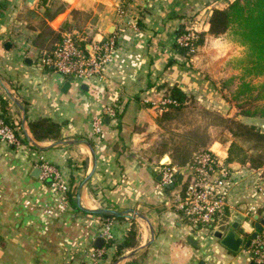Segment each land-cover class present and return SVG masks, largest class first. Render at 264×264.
I'll return each instance as SVG.
<instances>
[{
  "label": "crops",
  "instance_id": "crops-1",
  "mask_svg": "<svg viewBox=\"0 0 264 264\" xmlns=\"http://www.w3.org/2000/svg\"><path fill=\"white\" fill-rule=\"evenodd\" d=\"M62 1L70 7L48 21L50 28L59 31L70 23L73 28L65 32L79 34L87 44L114 36L118 46L102 79L77 81L41 62L35 41L45 8L39 0H0V112L4 98L17 138L14 144L0 141V264H252L179 217L167 202L161 162L144 151L156 139L160 103L171 87L228 104L215 86L228 77L231 54L222 45L223 35L209 32V19L213 8L233 0ZM191 12L204 23L206 38L198 55L188 59L177 50L175 37ZM109 106L116 115L107 114ZM98 116L104 117L99 134L92 127ZM42 117L60 124L56 140L34 137L30 122ZM239 118L264 123L259 116ZM165 157L170 166L179 167L171 155ZM40 159L57 167L69 185L65 208L48 179L33 175ZM232 165L236 171L249 168ZM257 173L264 180V169ZM78 194L89 209H134L138 215L105 218L83 212ZM251 195L263 207L264 198ZM240 216L246 218L242 211L233 213L234 223ZM133 227L135 246L120 248ZM99 237L105 239L102 248L95 245ZM100 249L106 258L99 256Z\"/></svg>",
  "mask_w": 264,
  "mask_h": 264
},
{
  "label": "built area",
  "instance_id": "built-area-1",
  "mask_svg": "<svg viewBox=\"0 0 264 264\" xmlns=\"http://www.w3.org/2000/svg\"><path fill=\"white\" fill-rule=\"evenodd\" d=\"M200 34L186 27L177 34L176 46L185 48L186 55L190 58L200 46L198 43ZM117 46L118 41L114 36L87 44L79 34L68 31L65 32L62 40L55 44L53 51L41 58V62L50 65L56 72L71 76L77 81L102 79L108 66L113 62ZM172 102L170 97L165 96L161 100V110ZM105 110L107 114L116 115L113 106L106 107ZM103 119V116H98L92 120L93 130L97 134L102 132ZM0 141L9 144L17 141L14 127L3 118H0ZM214 144L195 152L193 161L185 166H170L168 162L160 164L162 166L161 181L169 194L173 195L171 206L176 213L192 228L212 235L217 230L225 232L232 226L235 221L234 212L242 211L246 218L254 222L264 218V212H260L261 204L251 200L250 203L244 199L241 200V196L250 199L244 194L243 182H246L248 178L253 179L258 169L251 168L253 169L252 176H236L232 162L227 161L228 149L223 152L221 142L217 147ZM37 166L41 169L43 179L52 180L51 185L61 194L62 208H65L69 205L70 187L63 180L60 170L43 159L38 161ZM180 172L183 173L181 184L177 182ZM261 176L259 174L253 179L251 190L254 195L259 194L264 198V180ZM173 182L180 186L177 192H172L175 185L171 189L168 188ZM243 205H245V210H241ZM256 214H260L259 220L254 218ZM252 225L255 227V223ZM105 237L110 238L108 231L105 232ZM248 249H250V259L254 264H264V223L256 237L252 238ZM103 253L104 250L100 249L99 256Z\"/></svg>",
  "mask_w": 264,
  "mask_h": 264
},
{
  "label": "trees",
  "instance_id": "trees-1",
  "mask_svg": "<svg viewBox=\"0 0 264 264\" xmlns=\"http://www.w3.org/2000/svg\"><path fill=\"white\" fill-rule=\"evenodd\" d=\"M202 1V3L208 2V0ZM39 6H43L45 11L44 20L41 22V32L35 43L40 48V58H42L53 51L55 44L64 37V32L72 29L73 26L70 23H65L62 30L56 31L48 25V21L55 19L70 7L67 2L62 0H40ZM74 13L77 14V11L74 10ZM182 30L183 26L178 29L177 34ZM209 32L216 36H227L243 47L241 55L234 59L235 68L240 74V83L233 93V100H236L242 115L264 118V108L260 109L256 106L257 99H264V0H233L226 7L213 8L209 19ZM200 35L198 43L201 45L203 34ZM87 40H89V37H87ZM176 48L181 54L188 56L185 48L178 46ZM45 66L50 67L47 64ZM201 86L204 85L201 84ZM166 97H170L173 102L168 104L157 117V123L160 126L163 125L164 121L177 115L181 106L190 98V95L186 90L175 85L170 88ZM1 102L0 118L11 125H15L14 118L10 115L7 100L1 98ZM219 118L233 137L232 143L228 147L227 161L239 162L243 165L248 164L249 168L264 169V130L260 126L243 122L240 119L225 118L223 116ZM30 128L34 137L39 141L56 140L59 137L60 124L47 117L30 122ZM241 145H250L249 149L253 150L252 155L249 156L247 153L243 156L237 155L235 150L240 149ZM162 153L166 152L163 151ZM194 154L191 158L183 154L171 156L174 162H177L180 166H185L193 161ZM70 199L75 204L71 195ZM260 212H264V207L260 209ZM101 216L105 218H122V216L112 215ZM135 236L136 231L133 227L127 240L121 243L119 247L135 246ZM111 244L108 243L106 247L109 248ZM120 253L118 251L115 255ZM107 255L102 256L106 258Z\"/></svg>",
  "mask_w": 264,
  "mask_h": 264
},
{
  "label": "rangeland",
  "instance_id": "rangeland-1",
  "mask_svg": "<svg viewBox=\"0 0 264 264\" xmlns=\"http://www.w3.org/2000/svg\"><path fill=\"white\" fill-rule=\"evenodd\" d=\"M75 17L80 18V20L82 19L78 16V14ZM182 26L183 29L189 27L191 29H194L195 31L202 33L204 31L203 27L205 25L203 22L199 23L196 14L191 12L185 18V22H183ZM204 33L205 32L202 33L203 41L204 38H206ZM222 40L225 42L222 43V45H226V48L224 49H226L227 54H231L229 63L227 64L229 74L228 77L224 76L225 80H217L218 86L215 87L216 90L220 94H222V96H220L225 98L228 104L226 106L222 104L217 105L216 103H210V101L207 99L209 98V96L207 95L202 97L199 96L198 98L196 96H193L192 94H189L190 98L187 99L186 103L181 106L177 115L172 119L164 121L162 126L158 125L159 128L158 133H156V139H153L152 145L147 146L148 148L144 150L147 156L151 159H155L162 163V159L166 155L174 156L176 154H183L188 156V158H191L195 152L199 151L202 148L209 147L214 142H221L224 147H229V145H231L233 138L232 134L224 126V124L221 123L222 121L219 117L223 116L225 118L240 119V107L236 104V100H233V93L237 90V86L240 83V74L235 68L234 59L235 57L241 55L243 47L235 41L230 40V38L227 36L223 35ZM200 48L201 45L198 47L197 51L192 55V57H185L188 59L194 58V56L198 55ZM218 50L216 52H218ZM219 66L220 63L216 62L213 68L215 70H218ZM205 79H207L206 76ZM256 106L260 109H263L264 99H257ZM161 108L162 104L160 103V110ZM232 108L234 109V111H232ZM263 124L264 123L261 122V128L262 126H264ZM241 147L240 149L235 150L237 155L243 156L245 153H247V155L249 156L252 155L253 150L249 149L250 145H241ZM163 151H165L166 153H162ZM166 162L167 161H165L164 163ZM174 163L180 166L177 162ZM252 171L253 169L242 167L240 171H235V174L236 176L244 177L249 175L252 176ZM258 175L259 173H256L253 179ZM253 179L248 178L246 182H243V184L246 185L245 187L243 186L244 194L248 196L251 201L254 200V197L251 195V182L253 181ZM179 189L180 186L177 183L172 188V192H177ZM168 197L169 200L167 199V202L169 201V205L170 207H172L171 202L173 195L169 194ZM235 197H237V195ZM238 220L240 222L239 226L237 227V231L245 236L246 239H248V236L251 235V233L255 230V227L250 224L252 223V220L250 218H243L242 216H240ZM232 226L230 228H232ZM245 250L246 251L241 248L238 252H235V255L240 256L241 260L245 261L244 258H246L249 262H251L250 249L246 247Z\"/></svg>",
  "mask_w": 264,
  "mask_h": 264
},
{
  "label": "water",
  "instance_id": "water-1",
  "mask_svg": "<svg viewBox=\"0 0 264 264\" xmlns=\"http://www.w3.org/2000/svg\"><path fill=\"white\" fill-rule=\"evenodd\" d=\"M8 44H11V43L10 42H7L6 45H8ZM163 160L164 159H162V164L164 163ZM33 175L36 176V177H39L41 175V169L39 167H37L34 170ZM160 177L162 178V175H160ZM182 179H183V173L180 172L178 174V176H177V182L179 184H181L182 183ZM48 183L51 184L52 183V180L51 179H48ZM174 185H175V182H173L172 184H170L168 188L171 189ZM77 206L83 212L91 213V214L112 215V216H122V215H127L129 213L137 214V212L134 209H125V210H121V211H118V210L112 209V208L89 209L87 207H84L81 204V200H80V195L79 194L77 196ZM244 210H245V207H244ZM254 218L256 220H259L260 214H256L254 216ZM263 223H264V218H262V219H260V221H257L256 222V224H255L256 230L252 233L251 239H248L247 242L245 243L246 247H249L250 246L251 241H252V238L256 237L257 232L262 229V224ZM238 226H239V223L238 222H235V223H233L232 228H230L228 231L223 232V231L217 230V231L214 232V236L220 240L221 244H223L228 249H230L231 251H234V252H238L242 248V246H243V244L245 242V239H246L241 233H239L237 231V227ZM153 234H154V231H153ZM104 242H105V239L102 238V237H99V238L96 239L95 245L98 248H102L103 245H104ZM135 252L136 251H132L127 256H130V255L134 254ZM252 264H254V263H252Z\"/></svg>",
  "mask_w": 264,
  "mask_h": 264
},
{
  "label": "flooded vegetation",
  "instance_id": "flooded-vegetation-1",
  "mask_svg": "<svg viewBox=\"0 0 264 264\" xmlns=\"http://www.w3.org/2000/svg\"><path fill=\"white\" fill-rule=\"evenodd\" d=\"M254 231H255V230H254ZM254 231H253V232H254ZM253 232H252V233H253ZM252 233H251V235H252ZM251 235L248 236V239H251ZM244 237H245V236H244ZM248 239H245V242H244V244H243V246H242V249H243V248H246L245 243L247 242Z\"/></svg>",
  "mask_w": 264,
  "mask_h": 264
},
{
  "label": "bare ground",
  "instance_id": "bare-ground-1",
  "mask_svg": "<svg viewBox=\"0 0 264 264\" xmlns=\"http://www.w3.org/2000/svg\"><path fill=\"white\" fill-rule=\"evenodd\" d=\"M166 158H167V157H164V160H163V161H165Z\"/></svg>",
  "mask_w": 264,
  "mask_h": 264
}]
</instances>
